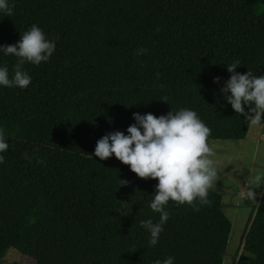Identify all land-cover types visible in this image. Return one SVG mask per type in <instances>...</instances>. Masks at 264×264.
Returning a JSON list of instances; mask_svg holds the SVG:
<instances>
[{"label":"trees","instance_id":"obj_1","mask_svg":"<svg viewBox=\"0 0 264 264\" xmlns=\"http://www.w3.org/2000/svg\"><path fill=\"white\" fill-rule=\"evenodd\" d=\"M8 2L0 45L35 24L55 50L47 62L25 63L27 88L0 86L9 145L0 153V264L8 248L33 264H154L168 256L174 264H221L230 221L219 192L210 190L211 206L199 211L170 201L150 246L140 221H159L149 207L158 181L93 153L105 134L127 135L136 112L188 108L211 129L208 140L244 138L249 124L220 89L236 60V72L264 75V0ZM17 59L0 52L10 77ZM257 202L234 264H264V180Z\"/></svg>","mask_w":264,"mask_h":264},{"label":"clouds","instance_id":"obj_2","mask_svg":"<svg viewBox=\"0 0 264 264\" xmlns=\"http://www.w3.org/2000/svg\"><path fill=\"white\" fill-rule=\"evenodd\" d=\"M0 12L5 16L12 15L13 6L8 0H0ZM54 50L55 40L46 38L43 30L35 24L22 33L18 42L0 45V52L4 55L18 58L11 77L6 66L0 67V86L27 88L32 80L24 70L25 63L39 65L47 62ZM144 51L140 49L137 54ZM238 65H241L239 60L227 65L231 75L220 91L225 94L234 112L243 115L249 125H260L264 121V75H254L251 70L240 74L235 71ZM213 82L219 83L220 77H215ZM133 119L135 123L127 128V135L114 131L101 137L96 142L93 155L100 160L114 155L138 178L158 181L149 207L159 213V221H140V226L150 233L149 245L155 246L169 219L166 206L170 201L177 206L188 205L193 211H199V206H211L209 192L219 180V169L214 159L215 152L208 144L211 129L195 111L180 108L159 117L136 112ZM8 147L5 129L0 128V153L6 152ZM24 158L28 159L27 154ZM3 162L4 156L0 155V163ZM262 180L264 174H257L247 180L246 187L242 189L257 209V194L253 189L259 188ZM128 183L127 180H120L119 185L126 186ZM154 264H174V258L157 259Z\"/></svg>","mask_w":264,"mask_h":264},{"label":"rangeland","instance_id":"obj_3","mask_svg":"<svg viewBox=\"0 0 264 264\" xmlns=\"http://www.w3.org/2000/svg\"><path fill=\"white\" fill-rule=\"evenodd\" d=\"M215 152L219 180L213 190L221 194V210L230 221V230L221 264H234L240 250V236L255 203L244 200L240 193L246 181L257 174H264V121L249 125L245 137L239 140L209 139ZM253 191L258 197L261 186ZM4 264H33L31 258L14 248H8L3 256Z\"/></svg>","mask_w":264,"mask_h":264},{"label":"built area","instance_id":"obj_4","mask_svg":"<svg viewBox=\"0 0 264 264\" xmlns=\"http://www.w3.org/2000/svg\"><path fill=\"white\" fill-rule=\"evenodd\" d=\"M240 196H241L242 199H244V200H249V199L246 197L245 193H240ZM259 196H260V193H259L258 197L256 198V201H258ZM250 201H251V200H250Z\"/></svg>","mask_w":264,"mask_h":264}]
</instances>
